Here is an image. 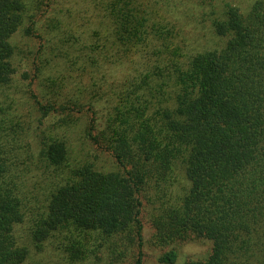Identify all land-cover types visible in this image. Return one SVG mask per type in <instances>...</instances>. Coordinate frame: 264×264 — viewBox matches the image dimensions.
Listing matches in <instances>:
<instances>
[{
	"label": "trees",
	"instance_id": "16d2710c",
	"mask_svg": "<svg viewBox=\"0 0 264 264\" xmlns=\"http://www.w3.org/2000/svg\"><path fill=\"white\" fill-rule=\"evenodd\" d=\"M56 1L0 0V264H143L142 214L158 264L190 237L184 264H264V0H194L192 30L176 0ZM44 14L62 66L38 54L25 100L13 38Z\"/></svg>",
	"mask_w": 264,
	"mask_h": 264
},
{
	"label": "rangeland",
	"instance_id": "374dc122",
	"mask_svg": "<svg viewBox=\"0 0 264 264\" xmlns=\"http://www.w3.org/2000/svg\"><path fill=\"white\" fill-rule=\"evenodd\" d=\"M165 1V0H163ZM175 1V0H173ZM232 1L235 4H239L241 6H246L249 0H228ZM165 3V2H164ZM176 3H178L179 12L183 11H190L193 13L195 17H193L194 23L190 22L189 24H185L184 27L187 30H192L194 26L201 25L200 22H197L199 18V9L195 6V1L193 0V4L188 2L187 0H176ZM79 4L75 2L74 0H57L52 8L53 10L61 11V13H58L59 17L66 22V18L68 17L66 13V9L70 11L72 14L73 11L76 8H79ZM87 14V13H86ZM45 15L40 16V23H39V30L35 31L34 33L30 35H24L21 34V30H18L13 38L14 44L17 46L15 48V55H14V66L15 70L12 74L10 87L7 89L8 92L14 93L15 96H23L27 97V93L23 91L22 89L27 88L29 81H33L32 77L33 74L36 72L35 69V62L33 59L37 57L38 54H43L45 56L49 57L50 62V71L53 73V71L59 70L62 65L58 67V63L60 62V57H52L46 46H44L47 42L45 41L46 37H49V33H47L46 29H43V24L45 21ZM73 16H78L77 12L73 13ZM189 19V18H188ZM207 24V22H206ZM53 33V32H52ZM55 41V39H52L51 42ZM40 45L43 46V48H40ZM57 53V52H56ZM37 63V62H36ZM53 67V70H52ZM46 72L47 68L45 67ZM22 88V89H21ZM18 89L20 93H15ZM26 100V98H24ZM29 99V98H27ZM32 121H35L33 123V126L39 127V131L46 130V125L49 123V121L53 118V115L49 116H43L40 121L37 119V115L33 113L32 110ZM78 143V141H76ZM90 152L91 157L95 158L94 161H96V164L100 166V168L104 169H113L116 166V163L113 161V158L110 156V154L103 150L101 147L92 146L90 145ZM141 221H142V236H143V244H142V253H143V264H158L156 261L157 256L164 250V247L157 246L153 243L152 235H153V229L150 227V223L147 221V218L144 214L141 215ZM211 242L208 239L203 238H195L190 237L186 240L179 241L175 243V248H177L178 251V259L174 264H184V262L188 259H197L205 256L209 249H210Z\"/></svg>",
	"mask_w": 264,
	"mask_h": 264
}]
</instances>
